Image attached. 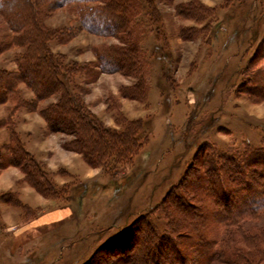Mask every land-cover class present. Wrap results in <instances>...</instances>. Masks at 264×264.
<instances>
[{
  "label": "rangeland",
  "instance_id": "obj_1",
  "mask_svg": "<svg viewBox=\"0 0 264 264\" xmlns=\"http://www.w3.org/2000/svg\"><path fill=\"white\" fill-rule=\"evenodd\" d=\"M152 3L159 22L149 26L142 42L149 61L145 97L132 91L136 75L103 72L95 66L96 50L121 44L119 36L84 29L72 4L57 7L45 17L52 28L75 31L68 41L48 42L66 65L81 64L66 77L71 92L106 127L121 129L126 121L142 119L141 146L128 163L91 165L72 145L75 135L50 130L40 112L58 101V93L41 101L37 110L14 101L0 102V156L8 157L15 134L51 180L70 190L58 198L47 197L24 179L21 168L7 163L0 167V194L10 192L7 201L0 195V264H87L89 260V264H136V254L146 264H158L150 243L156 240V231L149 228V218L160 228L170 219L178 225L183 212L192 213L208 220L213 228L209 233L218 232L219 239L225 229L218 216L235 217L237 208L250 203L242 176L253 184L255 195L264 188L256 186L264 180L260 163L264 148L248 163L226 157L244 145L264 146V0ZM188 4L201 9V15L188 14ZM4 24L0 16V42ZM19 50L12 46L0 51V70L17 69ZM252 69L259 73L254 74L255 81L250 80ZM18 87L25 99L34 96L24 83ZM187 173L192 183L183 185L182 195L174 201L169 196ZM214 173L218 180L223 177L225 186L240 187L234 199L221 197L209 186L204 191L210 193L200 196L203 186L200 191L192 186L203 181L204 174L215 178ZM15 198L28 208L15 205ZM188 200L197 207L192 212ZM240 225L248 230L261 228L264 215L242 220ZM177 231L183 252L192 258L184 237L191 230L177 226ZM113 237L117 238L93 255Z\"/></svg>",
  "mask_w": 264,
  "mask_h": 264
},
{
  "label": "trees",
  "instance_id": "obj_2",
  "mask_svg": "<svg viewBox=\"0 0 264 264\" xmlns=\"http://www.w3.org/2000/svg\"><path fill=\"white\" fill-rule=\"evenodd\" d=\"M71 4L80 16L84 29L103 36L120 37L121 44L111 43L96 50L98 63L95 66L103 72L122 71L124 74L136 75L138 82L135 83L132 91H135V94L138 92L139 96H142L141 93L144 97L148 95L149 61H147L142 42L149 26H154L159 22L154 16L155 7L152 0H0V16L4 18L3 28L6 29L2 38L4 41L0 42V51L12 46L21 48L15 54L17 69L0 70V102L14 101V104L37 110L41 101L58 93L57 102L40 109L50 130L74 134L75 139L72 145L84 153L91 165L116 167L124 161L126 163L131 161L138 152L144 123L142 119H132L126 121L121 129L106 127L95 115L84 108L82 99L71 92L66 77L69 78L72 71L75 68L78 70L81 64L75 61L73 65H66L60 55L50 49L48 42L53 38L68 41L75 31L68 27L52 28L45 22V17L52 10ZM187 7L188 14L192 12L195 15H201V9L194 4H188ZM250 73L254 76L250 75V80L255 81V75L259 73L253 69ZM19 83H24L32 90L34 96L31 99H25L21 95ZM124 88L126 91L128 87ZM254 89L257 88L254 87ZM12 138L13 144L10 145L9 152L6 154L8 157H5L3 153L0 156V167L7 163L21 168L25 175L24 179L44 196L58 198L70 191L68 185H58L51 180L46 170L34 158L33 153L23 147L18 136L14 134ZM262 148H264L263 145L248 144L244 145L241 151L238 150V153H229L226 157H234L238 162L244 158V161L248 163L254 154L258 156ZM261 160L260 163L264 164V155L261 156ZM214 174L215 178L204 174L203 181L200 180V183L192 186L196 189L203 186L202 189L200 188L201 191L198 189L200 196L206 192L210 193L204 191L209 186L221 197L227 200L234 199L233 195L235 196V191L240 190V187L225 186L223 177L218 180L217 173ZM188 175L187 173L180 180L177 189L174 187L176 189L174 194L169 196L174 201L176 195L178 197L182 195L183 185L192 183ZM242 182L246 194L250 197V203L237 208L235 217L232 215L218 216L221 217L218 219L220 227L225 229L224 236L219 239L217 238L218 232L209 233L213 228L208 226L210 225L208 220L192 213L183 212V216L176 220L178 225L171 223L170 219L167 225L160 226V228L149 218V228L156 231V240L154 243L150 242L151 246L156 249L154 260L158 264H209L213 260H220L227 264H264V226L254 230L239 227L242 220L256 219L264 215V188L259 189L261 193L255 195L253 184L244 176H242ZM259 184L264 185V180L257 183V189ZM178 190L180 191L177 192ZM0 195L6 200L10 192ZM8 202L11 201L8 200ZM14 203L28 208L27 203H22L19 198H15ZM187 205L191 207V212L197 208L194 201L188 200ZM213 209L215 214L219 215L216 206ZM143 218L142 221L146 219V215ZM177 226L185 231L191 230V234L184 237L190 244L189 248L193 252L192 258L188 255L189 252H183L180 243L182 236L177 233ZM231 226L238 228L231 231V228L228 229ZM115 238L101 243L93 255H97ZM146 250L149 249L146 247ZM160 252L165 257H159ZM136 255L134 257L136 264L147 263L143 256L136 257Z\"/></svg>",
  "mask_w": 264,
  "mask_h": 264
}]
</instances>
